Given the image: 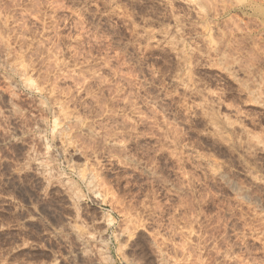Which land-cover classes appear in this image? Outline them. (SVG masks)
<instances>
[{"label":"rangeland","instance_id":"1","mask_svg":"<svg viewBox=\"0 0 264 264\" xmlns=\"http://www.w3.org/2000/svg\"><path fill=\"white\" fill-rule=\"evenodd\" d=\"M0 264H264V0H0Z\"/></svg>","mask_w":264,"mask_h":264},{"label":"bare ground","instance_id":"2","mask_svg":"<svg viewBox=\"0 0 264 264\" xmlns=\"http://www.w3.org/2000/svg\"><path fill=\"white\" fill-rule=\"evenodd\" d=\"M176 31H177V30H176ZM55 127H56V126H55ZM48 147H49V146H48ZM45 149H46V148H45ZM47 149H49V148H47ZM48 151H49V150H47L46 152L49 153ZM50 152H51V151H50ZM45 155H46V153H45ZM49 155H50V154H49ZM47 156H48V155H47ZM42 160H43V159H42ZM38 162H39V161H38ZM43 162H44V161H43ZM39 163H40V162H39ZM37 164H38V163H37ZM40 164H42V162H41ZM48 165H50V162H49ZM48 165H47V166H48ZM42 166L47 167L46 164H43ZM37 167H38V166H37ZM39 167H41V165H39ZM48 167H49V166H48ZM48 167H47V168H48ZM43 169H44V168H43ZM45 169H46V168H45ZM39 170H40V169H39ZM53 170H54V169H53ZM43 171H44V170H43ZM49 171H50V170H49ZM46 172H48L47 169H46ZM51 173H52V172H51ZM84 174H85V173H83V175H84ZM79 175H80V174H79ZM89 177H90V176H89ZM91 179H92V178H91ZM83 181H84V180H83ZM87 181H89V180H87ZM90 183H91V182H90ZM92 183H93V182H92ZM88 185H89V184H88ZM92 186H93V185H92ZM78 201H79V200H78ZM71 226H72V225H71ZM79 227H80V226H79ZM74 228H75V227H74ZM77 228H78V227H77ZM71 229H72V228H71ZM71 229H70V230H71ZM78 229H79V228H78ZM81 229H82V228H81ZM72 230H73V233L75 234L74 236H78V238H79V236H80L79 234H80V233H79L77 230H75V229H72ZM85 230H86V229H85ZM71 232H72V231H71ZM83 232H84V231H83ZM85 235H87V234H85ZM92 235H93V234H92ZM92 235H91V236H92ZM81 236H82V235H81ZM88 236H89V235H88ZM82 237H83V236H82ZM88 238H89V237H88ZM82 239H83V238H82ZM80 240H81V239H79V241H80ZM84 240H85V239H84ZM84 240H81V241L84 242ZM87 240H89V239H86V241H87ZM90 240H91V239H90ZM83 244H84V243H83ZM82 246H84V245H82ZM80 249H81V247H80ZM84 250H85V248H84ZM84 250H83V248H82L81 251H84ZM102 250H103V249H102ZM102 250H101V252H102ZM86 252H87V251H86ZM101 254H102V253H101ZM105 254H106V253H105ZM76 255H77V254H76ZM76 255H75V256H76ZM84 255H85V254H84ZM88 255H89V254H88ZM99 256H100V255H99ZM103 256H105V255H102V257H103ZM86 258H87V257H86ZM103 259H104V257H103ZM103 259H101V260H103Z\"/></svg>","mask_w":264,"mask_h":264}]
</instances>
